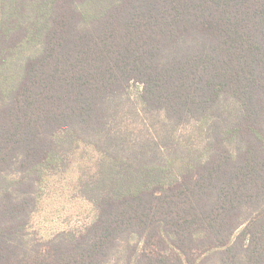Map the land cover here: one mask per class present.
Returning a JSON list of instances; mask_svg holds the SVG:
<instances>
[{
  "label": "trees",
  "instance_id": "1",
  "mask_svg": "<svg viewBox=\"0 0 264 264\" xmlns=\"http://www.w3.org/2000/svg\"><path fill=\"white\" fill-rule=\"evenodd\" d=\"M0 264H264V0H0Z\"/></svg>",
  "mask_w": 264,
  "mask_h": 264
},
{
  "label": "rangeland",
  "instance_id": "2",
  "mask_svg": "<svg viewBox=\"0 0 264 264\" xmlns=\"http://www.w3.org/2000/svg\"><path fill=\"white\" fill-rule=\"evenodd\" d=\"M132 93L135 97V93ZM129 110L131 109L125 112L127 113ZM125 118L129 119L130 124L141 121V118L131 112ZM148 121L152 124V132L157 136H164L165 132L169 133L168 128L162 126L163 117L161 115H150ZM129 127L136 128L134 133L139 136L146 135V130L140 127L135 125H129ZM176 131L182 136L186 134L184 128H178ZM94 218V207L90 202L75 195L70 187L69 180H55L47 187L39 202L31 220L30 231L33 236L47 239L62 230H80L90 224Z\"/></svg>",
  "mask_w": 264,
  "mask_h": 264
}]
</instances>
